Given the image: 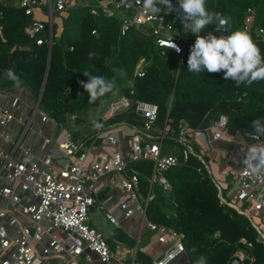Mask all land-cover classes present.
I'll list each match as a JSON object with an SVG mask.
<instances>
[{
    "label": "built area",
    "instance_id": "2783aa9c",
    "mask_svg": "<svg viewBox=\"0 0 264 264\" xmlns=\"http://www.w3.org/2000/svg\"><path fill=\"white\" fill-rule=\"evenodd\" d=\"M18 5L31 17L24 29L26 35L50 50L58 15L62 17L75 7H88L95 17H119V39L132 29L140 30L153 38L154 46L160 48L164 56L165 48H169L173 40L181 49L179 66L187 47L196 40V35L179 23L173 10L160 6L159 13L149 14L152 18L142 14V0H20ZM2 16L0 12V30ZM238 31L247 32L251 38L254 34L264 42V26L255 25L252 7H248ZM211 33L217 37L229 34L215 28ZM92 34L97 35L98 29L94 28ZM148 64L142 57L134 76L144 77ZM5 89L0 87V264H113L115 259L125 263L124 252L113 250L103 232L91 224L89 209L98 202L102 185L120 187L118 207L125 218L131 219L138 214L139 230L146 226L157 232L158 243L165 249L161 256L145 263L138 256L140 234L129 249L130 264H198L190 260L184 232L148 218L154 186L170 190L165 172L187 164L192 156L201 161L197 172L211 178L221 202L246 215L264 239V229L252 215V212L263 213L259 219L264 217V176L247 172L240 152L241 142L264 144V137L253 140L240 130L230 133L226 114H221L206 127H194L186 119L172 117L169 112L159 122L158 105L133 97L135 89L131 84L130 95H114L108 111L104 115L98 111L93 125L100 124L99 129L95 127L85 138L58 141L62 157L52 148L39 156L25 144V139L40 105L35 109V100L28 118L17 117L15 112L22 99L19 95H11L4 102ZM124 113L133 116L106 124ZM77 116L73 114L70 118ZM51 120L47 113L42 114V122ZM15 121L20 124L17 130L12 127ZM99 141L110 150L93 159L91 153ZM220 141L222 144L217 147ZM45 143L51 147L53 140L47 137ZM62 158L64 162L60 161ZM141 160L152 162V173L145 189L139 175L129 170L132 162ZM98 207L105 211L106 218L114 226H121L105 204L98 202ZM241 241L247 248L238 250L230 264H241L245 260L254 264L257 258L253 244L244 238Z\"/></svg>",
    "mask_w": 264,
    "mask_h": 264
},
{
    "label": "trees",
    "instance_id": "16d2710c",
    "mask_svg": "<svg viewBox=\"0 0 264 264\" xmlns=\"http://www.w3.org/2000/svg\"><path fill=\"white\" fill-rule=\"evenodd\" d=\"M178 5V0H172ZM206 10L220 13L229 20L230 31H238L245 20L248 7L255 10V25L264 26V0H205ZM3 28L0 30V87L13 88L5 72L12 69L23 81L22 87L40 101L41 117L47 113L52 120L65 124L68 117L99 107L112 95H130L158 105V121L169 112L172 117L184 118L194 127L209 126L221 114L229 119V132L251 133L252 121H264V80L252 85L237 86L225 80L224 72L192 73L187 70L189 44L185 58L179 66V55L165 48L166 56L154 46L151 36L132 29L119 39V17H95L88 7H75L62 16V29L54 25V43L50 50L37 45L25 33L31 17L23 7L10 0H0ZM174 14L177 15L175 8ZM181 25L182 21L178 20ZM94 28L98 34H92ZM215 28L209 25L202 30L207 35ZM253 42L264 56V42L253 34ZM73 47V50H71ZM89 53L94 57L89 59ZM148 60L144 77L134 76L139 60ZM122 73L121 74V71ZM116 77V88L105 96L89 103V96L81 86L88 77ZM124 113L106 124L132 117ZM201 161L192 156L185 165L165 172L171 189L165 191L154 186V198L148 207L151 220L163 223L185 233V246L192 263L205 258V264H230L234 254L247 248L242 238L253 244L254 264H264V239L251 220L236 209L225 205L211 178L197 172ZM131 172L137 173L145 189L152 173V162H132ZM122 237V236H121ZM112 244V243H111ZM140 253V252H139ZM145 263L149 256L139 254ZM241 264H249L248 260Z\"/></svg>",
    "mask_w": 264,
    "mask_h": 264
},
{
    "label": "clouds",
    "instance_id": "9594fccd",
    "mask_svg": "<svg viewBox=\"0 0 264 264\" xmlns=\"http://www.w3.org/2000/svg\"><path fill=\"white\" fill-rule=\"evenodd\" d=\"M160 6L166 7L168 11L175 8L176 19L182 21L186 31L196 35L187 60L189 72L199 74L205 71H223L225 80L231 79L237 86L252 85L264 80V56L251 36L245 31H229V20L220 13L207 11L205 0H178V5H173L172 0H142L141 13L152 18L149 14L159 13L162 10ZM209 25H214L217 31L229 34L217 37L208 32L206 36L200 35ZM168 47L177 54L181 51L173 40ZM94 55L89 53V59ZM5 75L17 89H21L23 81L12 69L6 70ZM83 75L88 77V82L82 81L81 86L89 96V103H95L116 88V77L106 79L103 76H92L88 72ZM95 127L99 129L101 125L96 124ZM252 129L248 136L253 140L264 137V121L261 119L252 121ZM240 152L244 157L242 165L245 170L256 176H264V144L249 145L241 142ZM198 264H205V258L200 257Z\"/></svg>",
    "mask_w": 264,
    "mask_h": 264
},
{
    "label": "crops",
    "instance_id": "0c3cea01",
    "mask_svg": "<svg viewBox=\"0 0 264 264\" xmlns=\"http://www.w3.org/2000/svg\"><path fill=\"white\" fill-rule=\"evenodd\" d=\"M61 19H62V17H60L58 15L57 25H59L60 27H62V20ZM6 89H5V92H7V96L5 97L4 102H7L10 99L11 95H19L21 97V99H22V102H21L20 108L15 113H16L17 117H24L23 114L27 113V112H30V108L33 105V102L32 103H28V99L23 98V95L24 94H28L29 91L27 89H25V88L17 89L16 87L6 88ZM32 99L34 101V98H32ZM31 110H32V108H31ZM17 113H20V115H18ZM49 122L58 124L54 120L49 121ZM49 122H47V123H49ZM12 127L15 130H17V129L20 128V124L15 121L12 124ZM40 130H42V129H40ZM67 139H81V138L80 137L79 138H77V137L76 138H74V137L72 138V135L67 134V131H66V133L62 134V139L61 140H67ZM25 141H26V139H25ZM39 141H40V139H38L37 141L35 139L34 140V144L32 142L30 144L29 143L27 144L25 142V144L31 146L32 149H33V152L36 155L42 156L48 150V148H47L48 145L45 143V140H44V143H39ZM217 144L221 145L222 141L218 142ZM55 147H56V145L53 148H55ZM57 149H58V147H57ZM109 150H110L109 146L105 145L103 143V141H99L98 144L94 147V149H93V151L91 153L92 154L91 158L94 159L100 153L106 152V151H109ZM119 198H120V187L119 186H111L110 187V186H103L102 185L101 193H100V197H99L98 202H102L103 204H105L107 209L112 210V212H114V213H116V212L120 213L119 210H118L119 209V207H118ZM98 202L95 205V206H97L96 210H98V212H102V215H104V217H103L104 220L108 224H111L112 230L110 232H109V230L106 231L105 230L106 227L104 225L101 226V224L98 225L97 223H95L93 218H91V224H92V226L96 227L97 229H99L100 231L103 232V234L106 236V238H107V240H108V242H109L111 247L113 246V242H115V243L123 242L125 245H129V246L132 247L135 244L137 237H139V235L141 234V243H140V250H139L140 253L139 254H143L145 256H149L151 259L153 257L157 258V257H159V256H161L163 254V251L165 249L162 246H160L159 243H158V239H157L158 238V233L157 232H152V231L147 229V233L144 234V232H143L144 227H143V229L141 231L139 230V226H140L141 220H139L140 217H139L138 214H135V216L132 217L131 219L124 218L123 226L121 224L120 227H117V226H114L106 218L105 213H104L105 211L98 207ZM95 206H93V207H95ZM135 221H136V224L134 223ZM138 221H139V223H138ZM134 230L137 231L136 234L134 233ZM111 237H112V239L110 240ZM113 239H114V241H113ZM126 251L128 252V249L124 248L123 252L126 253ZM152 251H154V253H152ZM123 259L125 260V263H123V264H130L131 263L130 262V253H129L128 257L124 256ZM140 260H142V259H140ZM142 261H144V260H142ZM113 264H122V263H120L117 259H115L113 261Z\"/></svg>",
    "mask_w": 264,
    "mask_h": 264
},
{
    "label": "rangeland",
    "instance_id": "374dc122",
    "mask_svg": "<svg viewBox=\"0 0 264 264\" xmlns=\"http://www.w3.org/2000/svg\"><path fill=\"white\" fill-rule=\"evenodd\" d=\"M13 4L18 5L20 0H10ZM57 16V14H56ZM63 21V19H61ZM63 28V27H62ZM22 89V88H21ZM30 93V92H29ZM24 94L23 98L28 99V103H32L33 102V95L30 94ZM22 95V94H21ZM115 98L114 95L108 97L105 99V101L101 104L100 107H96V108H91L87 111H83L81 113L78 114L76 119H72L70 117H68V121L65 124H56V123H44L41 121V108L37 110L36 114H35V121L32 124V127L30 128L27 136H26V143L30 144L31 142L34 144V140L36 139V141L38 139H40L39 143H44L45 138L49 137L53 140V144L51 147H47V148H52L55 150L56 155L61 156L62 157V152L61 150L57 149V142L60 141L62 139V134L66 133L72 135V138H85L86 136H88L92 131L95 130V125H93V121L95 120V117L98 114V111L104 115L107 111H108V106L109 103ZM34 104V102H33ZM33 106V105H32ZM31 106V108H32ZM30 108V112L24 113L23 116L25 118H28L29 114H31L32 110ZM18 115H20V113H17ZM52 121V120H51ZM40 129H42L43 133L40 134ZM56 145L55 148H53ZM220 144H217V147H219ZM60 161H65V159H60ZM235 188L233 186H231V191L234 192ZM96 207H91L89 209V216L90 218L94 219V222L97 223L98 225L101 224V226H105L106 227V231L109 230V232L112 230L111 228V224H108L105 220H104V215H102V212H98V210H96ZM119 212L121 213V209H118ZM120 213H114V216L121 222L122 226H123V221H124V214L123 212ZM263 213H255L252 212V215L254 216L255 220L260 223L264 229V217H260L261 220L259 219V216L262 215ZM148 218L150 219L149 215ZM140 220V219H139ZM136 224V221L134 222ZM139 223V221H138ZM134 226V225H133ZM144 234L147 233V227L144 226L143 229ZM134 233L136 234L137 231L134 230ZM151 234V233H150ZM154 236V235H153ZM112 239V237L110 238V240ZM114 241V239H113ZM144 244V243H143ZM131 246L129 245H125L123 242H113V246L112 249L113 250H122L124 251V248L130 249ZM126 251V253L123 254V256L128 257L129 253ZM152 253H154V251H152ZM185 262H187L184 259ZM186 264V263H184Z\"/></svg>",
    "mask_w": 264,
    "mask_h": 264
},
{
    "label": "water",
    "instance_id": "95a60500",
    "mask_svg": "<svg viewBox=\"0 0 264 264\" xmlns=\"http://www.w3.org/2000/svg\"><path fill=\"white\" fill-rule=\"evenodd\" d=\"M43 91H44V87L42 88L38 98L36 99L35 109L37 108L38 105H40V101H41V98H42V95H43Z\"/></svg>",
    "mask_w": 264,
    "mask_h": 264
}]
</instances>
